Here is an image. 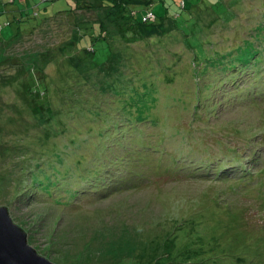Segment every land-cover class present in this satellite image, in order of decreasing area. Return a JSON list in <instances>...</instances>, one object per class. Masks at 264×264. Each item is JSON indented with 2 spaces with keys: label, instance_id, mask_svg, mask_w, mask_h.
Returning <instances> with one entry per match:
<instances>
[{
  "label": "rangeland",
  "instance_id": "374dc122",
  "mask_svg": "<svg viewBox=\"0 0 264 264\" xmlns=\"http://www.w3.org/2000/svg\"><path fill=\"white\" fill-rule=\"evenodd\" d=\"M6 1L30 18L0 17V205L29 243L58 264H264V0H157L167 34L125 52L76 38L95 11L41 20L74 0ZM87 44L95 74L71 75L60 49Z\"/></svg>",
  "mask_w": 264,
  "mask_h": 264
},
{
  "label": "trees",
  "instance_id": "16d2710c",
  "mask_svg": "<svg viewBox=\"0 0 264 264\" xmlns=\"http://www.w3.org/2000/svg\"><path fill=\"white\" fill-rule=\"evenodd\" d=\"M49 1L54 2L55 0H41V2L43 3ZM156 1L157 0H74V2L72 3L73 5L72 4H70L69 6L63 5L62 7H59L57 10L54 9L53 12L50 13L45 11L43 14L44 16L42 17L41 20L45 18L48 19L65 14H72L73 12L78 11V9L95 11L98 13L99 16V18H97L96 20H81L76 22L77 27L75 29L76 32H78L76 38L77 36L80 35V39H81L82 37L87 36V34H90L91 37L98 40L100 38L101 39L109 38L108 40L111 39L112 43L115 40L118 41L117 52L120 51L125 52L126 50L125 47L127 45L129 46L130 43H132V41L135 39L139 40L142 38H152L155 35L164 36L165 34H167L169 29L167 27L166 19L168 18V16H166L165 19V17L161 18L157 15L154 9V5ZM10 2L16 3L17 0H12ZM6 3H7L6 0H0V17L3 16L5 12L11 10L14 12L16 11L20 12L19 14L14 15V18L17 22H23L29 20L30 18L29 9H21V8L7 9ZM48 5L49 4H47L44 8L47 9L49 7ZM180 5L181 7H185L186 0H181ZM33 8H34L33 15L39 16V14H41V9H42L41 6H39V3L38 4L35 3L33 5ZM138 12H141L140 18L138 16ZM159 18H161V20H159ZM10 23L11 22L9 20L0 21V33H2L4 28L10 25ZM109 25H113L111 27L116 33L115 36L112 34L111 30L109 32L108 29ZM27 28H29V26H27L26 28H22L20 26L15 36H17L19 32L26 30ZM120 37L122 38V40L125 41V45H123V47H121L119 41ZM74 40L72 44H74ZM68 45H71V43ZM74 48L75 46H71L69 47V49L66 48L67 50H64L65 48L60 49L61 53H64L63 56L65 58H63V61L65 60V63H67L69 60H72L75 64L76 62L75 60L82 57V61L80 62V64L82 65L81 69L76 72L75 68L70 67L72 71L71 75L79 76V74H93V73L95 74V71H93L95 66L93 65L92 61L88 60V55L95 54L97 51L96 48L91 44H87V46L83 50L81 51L79 50L78 52L77 49ZM263 59L264 57L259 59L256 63L261 62ZM258 67H260V65H258ZM27 78H29V80L26 79L27 85L25 88V92L28 95H30L32 99L34 100L37 99L38 102L37 106L42 109L38 113H42V114L46 113L50 116V118H53L55 116L54 109L52 107L49 108L47 105L49 99V96L47 99V95H46L48 90L47 87L43 86L40 91L39 89L37 91L34 90L35 85L37 84L39 85L40 84L39 81L41 79L37 78L33 70L32 72L30 71L28 73ZM42 91H45V93L40 96L41 93L39 92ZM42 96L44 98H42Z\"/></svg>",
  "mask_w": 264,
  "mask_h": 264
},
{
  "label": "water",
  "instance_id": "95a60500",
  "mask_svg": "<svg viewBox=\"0 0 264 264\" xmlns=\"http://www.w3.org/2000/svg\"><path fill=\"white\" fill-rule=\"evenodd\" d=\"M0 264H58L29 243L28 233L0 205Z\"/></svg>",
  "mask_w": 264,
  "mask_h": 264
}]
</instances>
